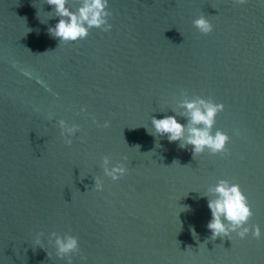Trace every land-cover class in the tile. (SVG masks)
Masks as SVG:
<instances>
[{"label": "water", "instance_id": "water-1", "mask_svg": "<svg viewBox=\"0 0 264 264\" xmlns=\"http://www.w3.org/2000/svg\"><path fill=\"white\" fill-rule=\"evenodd\" d=\"M108 9L109 31L61 43L47 0H0V264H264V0ZM201 15L212 32L194 26ZM200 98L225 105L213 132L230 136L226 153L153 134L154 116L188 124L183 104ZM105 157L128 172L113 180ZM223 179L248 197L260 239L211 238ZM69 234L80 251L61 257Z\"/></svg>", "mask_w": 264, "mask_h": 264}, {"label": "clouds", "instance_id": "clouds-1", "mask_svg": "<svg viewBox=\"0 0 264 264\" xmlns=\"http://www.w3.org/2000/svg\"><path fill=\"white\" fill-rule=\"evenodd\" d=\"M247 0H237V3L244 4ZM53 6L54 12L51 15L59 17V22L48 29L54 37L61 43L84 39L90 34V30L100 28L109 31L112 24L108 17L111 15L108 9L109 0H82L77 10H72L68 6V0H47ZM194 26L203 34L212 32L214 25L206 17L201 15L194 20ZM188 117V124L181 123L177 116L166 115L163 118H152L154 135L167 136L170 142L180 141V147L186 148L192 145L193 154L203 153L206 149L213 154L226 153L230 136L222 131L213 132L218 113L224 110L223 103H216L213 100L200 98L197 100L185 101L183 104ZM110 122H105L104 127H108ZM64 126L65 122L61 121ZM71 131V129H69ZM68 143H71L69 140ZM136 147H140L137 145ZM109 160L105 157V173L113 180L121 179L128 169L123 164H116L107 167ZM104 183L99 178L96 181V189L103 190ZM215 198L209 199L208 207L212 213V219L207 227L211 230L212 239L218 237L231 238L232 233L243 239L251 232L252 236L260 239L262 236L259 225L254 227L246 226L250 218L254 215L248 197L243 192L238 183H231L229 180H221L213 189ZM195 236V229H192ZM53 235H56L53 233ZM58 254L63 257L73 252L80 251L79 238L74 235L56 236L55 240ZM36 244H40L37 240Z\"/></svg>", "mask_w": 264, "mask_h": 264}]
</instances>
